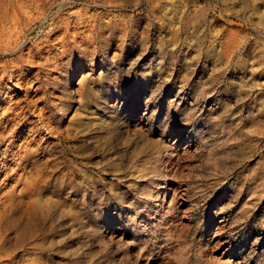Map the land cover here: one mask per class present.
Wrapping results in <instances>:
<instances>
[{
	"label": "rangeland",
	"instance_id": "rangeland-1",
	"mask_svg": "<svg viewBox=\"0 0 264 264\" xmlns=\"http://www.w3.org/2000/svg\"><path fill=\"white\" fill-rule=\"evenodd\" d=\"M23 11L17 62L0 41V196L23 175L0 264H264V0Z\"/></svg>",
	"mask_w": 264,
	"mask_h": 264
},
{
	"label": "bare ground",
	"instance_id": "bare-ground-1",
	"mask_svg": "<svg viewBox=\"0 0 264 264\" xmlns=\"http://www.w3.org/2000/svg\"><path fill=\"white\" fill-rule=\"evenodd\" d=\"M39 0H0V41H3L5 43V48H9L10 49V58H9V62L11 64H13L16 60H18V56L21 55V52L23 51L24 47H22L21 40H22V35L21 33H19L18 31V26L20 24L21 18L24 17L23 14H26L23 9L29 7L31 4L37 3ZM42 1V0H41ZM62 3V2H61ZM59 8V7H58ZM57 9V8H56ZM26 10V9H25ZM60 10V9H59ZM27 11V10H26ZM44 12V10H43ZM40 14L43 15L40 11ZM59 15V14H57ZM39 16V15H38ZM43 17V16H42ZM51 17V16H50ZM23 19V18H22ZM39 19V18H38ZM42 19V18H40ZM26 21V20H25ZM53 21H50L48 23L52 24ZM28 23V22H27ZM65 24V23H64ZM69 24V23H68ZM41 26L43 25V23L40 24ZM66 25V24H65ZM87 25V24H86ZM52 26V25H51ZM59 26V25H58ZM57 27V26H56ZM67 27V25H66ZM41 28V27H40ZM51 28V27H50ZM49 28V29H50ZM53 29V28H52ZM57 29V28H56ZM60 29V28H59ZM7 30V31H6ZM52 31V30H51ZM54 32V31H53ZM51 33V32H49ZM48 34V33H47ZM24 37V36H23ZM12 51V53H11ZM3 57H1L0 59V89L4 88V85L2 84L3 81H8V80H4L5 79V73L7 70V64L6 61L3 59ZM17 62V61H16ZM20 70V68H15L14 69V73H11L8 77V79H14V74ZM20 75V74H19ZM14 109V108H13ZM12 111V110H11ZM27 112V111H26ZM15 113H17L15 111ZM1 118V117H0ZM22 119V118H21ZM9 123V122H8ZM48 129V128H47ZM50 129V128H49ZM82 130V129H81ZM49 132V131H48ZM67 132V131H66ZM67 134V133H66ZM4 137L2 135H0V143L3 141ZM29 140V139H27ZM48 138H46L45 140H43L45 143L47 142ZM37 145V144H36ZM47 147V146H46ZM47 149V148H45ZM32 151V150H31ZM35 151V150H34ZM25 152V151H24ZM26 153V152H25ZM19 154V153H18ZM24 154V153H23ZM41 154H46V151H42ZM18 158V157H17ZM6 156L4 155L3 157H0V165L5 169L6 165ZM19 161V160H18ZM33 161V160H32ZM21 162V161H20ZM53 162V158H49V159H45V162H41V157L40 159H38V161L36 162H32V163H28L29 165V170H34L35 167L37 168V170H42L44 169V167H47L45 165L50 164ZM1 167V168H2ZM3 169V170H4ZM22 169L20 168V166H17V170L15 172H11L8 176H7V181L6 183H9L10 181H13L14 184H12L10 187L11 190L7 191V192H1V196H0V202L4 203L6 202L9 198L10 195H12L13 193V189L15 188V186L20 185L23 182V175L19 174L18 175V171ZM1 170V169H0ZM13 171V170H12ZM26 172V171H25ZM22 172V173H25ZM42 172V171H41ZM50 175V174H49ZM5 180V179H4ZM5 182V181H4ZM5 184V183H4ZM30 184V183H29ZM5 186V185H4ZM41 187V186H40ZM40 187H37V190H33L32 194L39 195V193H37L38 189L39 192L40 190H42ZM43 191L45 194H47V197H50V195L53 193V189L52 186L49 185H45ZM32 189V188H31ZM5 190V189H4ZM30 194V193H29ZM31 194V195H32ZM51 198V197H50ZM49 198V199H50ZM44 199V198H43ZM36 202H34V205L32 207L29 208H25L24 213L26 215H34L36 213V211L38 209L43 210L45 209V207L47 205H49V202L43 203L40 200L41 199H37L36 198ZM48 201V200H47ZM8 202V201H7ZM52 202V201H51ZM41 203V204H40ZM10 204V203H9ZM47 204V205H45ZM7 205V204H4ZM3 207V206H2ZM49 208V206H47ZM51 207V206H50ZM5 208V207H4ZM47 208V209H48ZM9 209V208H7ZM6 209V210H7ZM45 209V210H47ZM10 210V209H9ZM6 212H9L8 210ZM3 217V216H2ZM32 218H34L33 216H31ZM30 218V219H32ZM27 220V219H26ZM32 225V224H31Z\"/></svg>",
	"mask_w": 264,
	"mask_h": 264
}]
</instances>
